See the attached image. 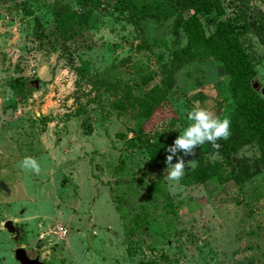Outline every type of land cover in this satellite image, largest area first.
<instances>
[{"label": "rangeland", "instance_id": "374dc122", "mask_svg": "<svg viewBox=\"0 0 264 264\" xmlns=\"http://www.w3.org/2000/svg\"><path fill=\"white\" fill-rule=\"evenodd\" d=\"M220 2L221 19L251 24L236 30L253 81L263 84L264 0ZM59 10L76 12L81 25L64 33ZM177 22L86 10L79 0H0V264H18L17 247L47 264H264V166L255 143L232 156L236 170L251 172L243 183L214 176L200 184L168 181L166 158L152 161L138 139L182 135L194 95L221 119L233 110L221 63L171 64L176 42L185 43ZM166 71L164 97L152 115H138L136 97L163 89ZM27 156L39 175L19 167ZM184 159L186 175L196 154ZM206 161L221 163L223 175L232 169L217 153Z\"/></svg>", "mask_w": 264, "mask_h": 264}, {"label": "trees", "instance_id": "16d2710c", "mask_svg": "<svg viewBox=\"0 0 264 264\" xmlns=\"http://www.w3.org/2000/svg\"><path fill=\"white\" fill-rule=\"evenodd\" d=\"M221 0H148L136 2L134 0H79L80 5L86 10L112 8L124 11L137 20L151 18L166 20L174 18L178 22L174 32L178 37L185 40L184 44L176 42L171 64L179 68L191 64L193 61L213 58L221 63L224 71L229 76V90L233 102V110L229 120L230 137L227 140H218L220 148L217 151L211 143H205L197 148L196 165L181 179L182 183H206L214 176L233 179L237 183H243L251 175L245 167L236 170L238 164L232 163L234 152L244 144L255 143L260 152V163L264 166V95L257 92L253 87L255 77L249 56L243 49L236 30L239 26L243 30L251 28L239 18L221 19ZM23 10L28 13V5L19 2ZM212 28H205V24ZM34 32L37 37H42L41 24L34 20ZM58 27L64 32H74V27L81 25L80 16L76 12L58 11L56 18ZM168 70V69H165ZM163 80V89L152 88L139 98L135 103L138 115L149 117L152 115L165 91L170 87V73ZM167 84V85H166ZM195 102L204 101V96L193 97ZM194 102V103H195ZM146 149L149 158L158 162L169 154L166 149L171 146L174 139L165 138L161 135L138 138ZM217 153L224 161L232 166L227 174L223 175L221 163L206 161V156ZM143 264H152L144 262Z\"/></svg>", "mask_w": 264, "mask_h": 264}, {"label": "clouds", "instance_id": "9594fccd", "mask_svg": "<svg viewBox=\"0 0 264 264\" xmlns=\"http://www.w3.org/2000/svg\"><path fill=\"white\" fill-rule=\"evenodd\" d=\"M187 119L190 121L182 135H179L169 146L166 151L165 168L166 178L170 182H179L185 174L186 162L184 157L195 156L196 149L201 145L211 143L212 147L217 151L220 148L218 140L229 139L230 120L225 117L223 119L215 116L211 111L203 108L197 102L196 105L187 111ZM182 153L183 155H178ZM174 158L176 162L173 163ZM19 167L25 171H30L36 175L41 172L38 161L30 156L23 158Z\"/></svg>", "mask_w": 264, "mask_h": 264}, {"label": "water", "instance_id": "95a60500", "mask_svg": "<svg viewBox=\"0 0 264 264\" xmlns=\"http://www.w3.org/2000/svg\"><path fill=\"white\" fill-rule=\"evenodd\" d=\"M29 83L34 88L39 87V79L30 80ZM253 87L257 92H260L262 95H264V83L263 84H256L255 81H253ZM4 228L10 234H17V232H18L17 229L14 227L13 222L10 220H7L5 222ZM14 259L18 264H47L45 262H42L40 260L39 256H36L35 258L28 257L27 252L23 247H17L15 249Z\"/></svg>", "mask_w": 264, "mask_h": 264}, {"label": "built area", "instance_id": "2783aa9c", "mask_svg": "<svg viewBox=\"0 0 264 264\" xmlns=\"http://www.w3.org/2000/svg\"><path fill=\"white\" fill-rule=\"evenodd\" d=\"M32 73H34V71H32ZM59 229H60V231H63V229L61 227Z\"/></svg>", "mask_w": 264, "mask_h": 264}]
</instances>
